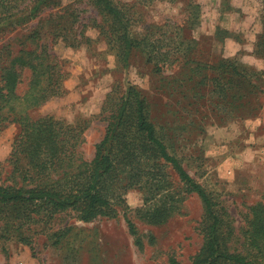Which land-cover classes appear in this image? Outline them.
I'll return each mask as SVG.
<instances>
[{"label":"rangeland","instance_id":"374dc122","mask_svg":"<svg viewBox=\"0 0 264 264\" xmlns=\"http://www.w3.org/2000/svg\"><path fill=\"white\" fill-rule=\"evenodd\" d=\"M112 2L130 5L134 30L156 38L160 50L167 51V62L158 70L136 49L123 67L100 31L107 24L92 0H53L30 18L25 12L13 19L16 24H0L5 51L34 47L28 36L35 31L60 61L62 92L32 116L51 115L82 126L77 149L89 161L108 121L109 109L101 110L106 95L112 89L120 95L125 86L135 85L168 151L225 209L232 226L241 227L247 207L264 203V59L251 54L261 31L260 0ZM224 54L245 66L251 81L237 85L238 90L225 85L226 94L212 79L217 73L213 63ZM1 55V63L8 60L4 51ZM29 78L24 69L18 92L26 89ZM17 133L15 123L0 128L2 185L13 184L9 157ZM163 175L166 190L146 199L142 190L128 188L120 203H113L112 215L90 221L66 209L32 215L23 224L0 206V264H170L171 257L190 264L202 243V204L170 166ZM148 206H163L164 218L148 221L142 216ZM126 217L137 236L128 231Z\"/></svg>","mask_w":264,"mask_h":264},{"label":"trees","instance_id":"16d2710c","mask_svg":"<svg viewBox=\"0 0 264 264\" xmlns=\"http://www.w3.org/2000/svg\"><path fill=\"white\" fill-rule=\"evenodd\" d=\"M52 2L0 0V24L6 20L16 24L18 21L13 19L20 18L19 14L27 12L25 16L30 18L41 6ZM92 2L107 24L100 25V31L108 43L112 42L123 67L128 65L132 52L140 49L148 62L161 69V64L167 62V51L160 50L157 39L151 40L149 33L134 30L129 4ZM260 3L261 31L251 54L264 59V0ZM33 33L28 38H32L34 47L20 48L15 54L10 48L5 51L4 46L0 47V57L4 51L8 58L0 62V128L9 123L18 126L9 157L18 180L13 177V184H0V206L7 208L9 216L23 224L32 215L66 209L74 210L83 221L110 216L115 212L113 203H120L121 194L128 188L142 190L146 199L149 193L155 196L166 190L163 174L168 165L185 190L196 193L202 204V243L190 264H264V203L249 205L244 225L234 228L225 209L168 151L148 116L146 99L135 85L128 84L120 95L115 96L114 89L106 95L101 110L109 109L108 121L89 161L82 159L77 149L82 142V126L67 124L51 115L32 116V111L60 95L64 76L51 45L40 43L39 34ZM244 67L233 57L221 56L213 63L217 73L212 79L226 94L225 85L237 88L251 83ZM24 69L30 72V78L26 89L18 92ZM163 208L148 206L142 216L159 222L164 218ZM126 223L128 231L137 236L134 223L127 217ZM136 243L141 245L138 237ZM169 263L178 264L173 257Z\"/></svg>","mask_w":264,"mask_h":264},{"label":"crops","instance_id":"0c3cea01","mask_svg":"<svg viewBox=\"0 0 264 264\" xmlns=\"http://www.w3.org/2000/svg\"><path fill=\"white\" fill-rule=\"evenodd\" d=\"M235 53H233V55H234ZM228 56H232V54H228V55H225L224 54V57H228Z\"/></svg>","mask_w":264,"mask_h":264}]
</instances>
